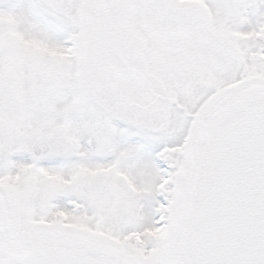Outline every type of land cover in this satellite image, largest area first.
Returning <instances> with one entry per match:
<instances>
[{
  "label": "snow or ice",
  "instance_id": "snow-or-ice-1",
  "mask_svg": "<svg viewBox=\"0 0 264 264\" xmlns=\"http://www.w3.org/2000/svg\"><path fill=\"white\" fill-rule=\"evenodd\" d=\"M0 264H264V0H0Z\"/></svg>",
  "mask_w": 264,
  "mask_h": 264
}]
</instances>
